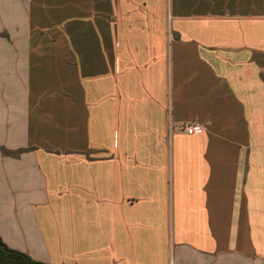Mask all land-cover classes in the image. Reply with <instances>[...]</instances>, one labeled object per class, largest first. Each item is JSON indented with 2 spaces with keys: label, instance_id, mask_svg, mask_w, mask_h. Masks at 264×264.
<instances>
[{
  "label": "crops",
  "instance_id": "0c3cea01",
  "mask_svg": "<svg viewBox=\"0 0 264 264\" xmlns=\"http://www.w3.org/2000/svg\"><path fill=\"white\" fill-rule=\"evenodd\" d=\"M0 239L264 264V0H0Z\"/></svg>",
  "mask_w": 264,
  "mask_h": 264
},
{
  "label": "trees",
  "instance_id": "16d2710c",
  "mask_svg": "<svg viewBox=\"0 0 264 264\" xmlns=\"http://www.w3.org/2000/svg\"><path fill=\"white\" fill-rule=\"evenodd\" d=\"M4 154L18 155L22 150L7 152L1 149ZM0 264H45L33 260L28 255L8 248L0 239Z\"/></svg>",
  "mask_w": 264,
  "mask_h": 264
},
{
  "label": "built area",
  "instance_id": "2783aa9c",
  "mask_svg": "<svg viewBox=\"0 0 264 264\" xmlns=\"http://www.w3.org/2000/svg\"><path fill=\"white\" fill-rule=\"evenodd\" d=\"M203 125L201 123H187L183 124L180 129L186 134V135H194L201 133L203 131ZM168 264H174L171 260Z\"/></svg>",
  "mask_w": 264,
  "mask_h": 264
}]
</instances>
